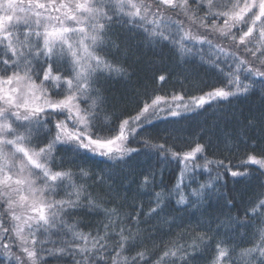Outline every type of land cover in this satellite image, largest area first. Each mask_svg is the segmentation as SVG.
<instances>
[{
    "label": "snow or ice",
    "instance_id": "6c2138e0",
    "mask_svg": "<svg viewBox=\"0 0 264 264\" xmlns=\"http://www.w3.org/2000/svg\"><path fill=\"white\" fill-rule=\"evenodd\" d=\"M185 20L190 26L198 23L197 33L186 28ZM208 20H223V24L209 26ZM137 36L142 38L140 45L149 49L159 46L162 52L169 48L185 64L207 66V71L222 77L223 87L207 92L201 88L202 95L188 97L187 101L185 93L168 98L155 94V88L151 93L145 89L138 100L142 107L135 115L111 124L106 89L97 85L101 78L127 75L123 67L117 66L118 57L123 54L126 60L139 51L140 45L135 50L131 45ZM120 39L123 45L117 43ZM261 69L264 0H0V264H48L47 257L56 261L70 258V264H192L203 258L213 243L211 264H264ZM156 79L167 82L165 75ZM54 95L63 98L53 99ZM257 96L259 115L254 120L245 117V127H259L261 143L253 142L252 152L235 166L245 171H233L224 160L207 159L204 153L211 139L181 153L167 145L172 138L167 128H154L161 113H166L163 119H182L187 114L207 111L213 102L230 105L233 100ZM81 103L86 107L81 108ZM61 116L63 119H55ZM205 133L214 134L202 128L199 135ZM221 139L227 145L230 139L239 137L225 133ZM43 141L47 143L40 146ZM133 142L143 148L129 147ZM257 149L259 154H255ZM60 150L72 153L67 163L75 164V171L57 162L55 153ZM142 150L148 154L154 151L162 168L175 162L179 168L176 183L171 187L165 184L162 172L157 182L156 171L143 169L141 178L132 179L126 187L131 191V185L136 184L135 191L153 196L149 203L155 206L145 212L143 204L134 202L129 205L136 210L134 213H122L128 197L120 193L119 186L134 175L131 167L128 172L121 167L114 174L95 172L84 164L99 157L114 167L128 165ZM198 158L204 163H197ZM253 165L258 175L247 171ZM221 168L237 181L255 176L258 186L246 201L242 199V209L236 196L223 190ZM198 174H207V179L200 182ZM161 186V191H152ZM97 188L103 191H95ZM141 189L148 191L141 193ZM173 195L178 197L174 202ZM114 203L115 207H106ZM234 208L242 212L243 218L223 211ZM210 209H219L226 219L213 216ZM178 211L189 219L198 212L211 217L197 221L196 227L205 231L191 244L169 240L158 245L159 230L155 226L141 227L156 218L171 230ZM74 212L103 219L85 233L80 229L83 220L69 223ZM180 220L183 223L184 217ZM253 227L252 246L237 252L238 244H229V239L235 240L236 236L229 234ZM221 228L228 239L216 240L209 235L219 233ZM245 236V232H239L240 240ZM148 243L152 244L151 250ZM161 247L163 251L158 255ZM136 249L141 250L125 255Z\"/></svg>",
    "mask_w": 264,
    "mask_h": 264
},
{
    "label": "trees",
    "instance_id": "16d2710c",
    "mask_svg": "<svg viewBox=\"0 0 264 264\" xmlns=\"http://www.w3.org/2000/svg\"><path fill=\"white\" fill-rule=\"evenodd\" d=\"M203 15V13H201ZM206 23L211 26L212 23L222 26L223 20H208ZM186 28L191 27L192 32L195 34L198 31V23L194 26H190L188 21L185 20ZM115 31H122L119 28H116ZM211 38V37H210ZM116 39V37H113ZM141 37L137 36L135 40L131 41L133 49L140 45ZM118 44L123 45V40H117ZM227 45V41H223ZM191 47V44H189ZM112 59V57H108ZM119 63L118 67H123L127 73L124 77H118L113 74L111 80L101 78V83L97 85L102 90L106 89L105 94L109 98L108 104V116L109 122L111 124H118L119 120L125 119L129 116H134L135 113L139 110V107L142 105L138 104V100L143 96L145 89L152 92V89L155 88L157 91L155 94L161 96H167L170 98L172 94H181L185 93V101L188 97L200 96L203 93L199 89H203V92H207L214 87H223L222 77L217 78L216 73L212 71H207L205 67H201L199 63H188L185 64L183 58L176 55L171 49L161 48L156 46L153 49H149L146 46L140 45L139 51L135 55L129 57L125 60L123 54L118 57ZM199 61V57L196 58ZM264 70V69H261ZM160 75H165L167 77L166 83H159L157 77ZM187 77V79H185ZM39 83V81H37ZM53 99H62V96H53ZM260 100L259 97H250L246 101L233 100L229 105L216 104L213 102V106L208 108L207 111L200 112L199 114H187L182 119L169 118L163 119L166 116V113H161V119L156 121L154 124L155 129L163 130L167 128L172 133V138L167 141V145L172 147L176 152H185L190 151L195 147L197 143L207 144L209 139H211V146L207 148L204 155L209 160L218 161L224 160L225 164H231L233 171H245L244 167L237 168L235 167L240 163V161L246 159V154L252 152L251 145L253 142L261 143L260 137L262 135L261 129L257 127L256 129H248L245 127L248 119L254 120L255 116L259 115V106ZM81 108L86 107L83 103L80 104ZM223 109V111H221ZM243 113V114H241ZM226 117V119H220V117ZM235 117V119H234ZM55 119H63V117H56ZM239 121V123H237ZM219 125V128H216V125ZM52 127V125H49ZM71 127V124H69ZM211 129L214 133L209 136L205 133L203 136H200L201 129ZM153 131V129H149ZM225 133L231 134L232 137H239V139H230L227 145L224 140L221 139V136ZM247 133V135H245ZM54 134V133H53ZM161 134H164L163 132ZM137 140L140 137L136 138ZM163 141H157V143H162ZM47 141H43L40 146H44ZM245 143H247L248 148H245ZM264 146V144H262ZM129 147L133 148H143L139 143H131ZM260 149L256 150L255 154H259ZM57 162H63V168H71L73 171L76 170L75 164H69L67 161L72 159V153L65 152L63 150L57 151L55 153ZM199 157V154H198ZM227 158V159H226ZM77 163H80V158H75ZM197 163L203 164L204 160L202 158L197 159ZM84 167L89 168L95 172L102 171H111L114 174L118 171L119 168L123 167L125 172L129 171L131 167L134 175L129 176L127 180L123 182V185L119 186L120 193L126 194L128 199L121 208V212H135L136 210L129 207L132 203L143 204L144 211L147 212L150 207L155 205L149 203L153 200V196L142 195L135 191L137 185L132 184L130 191L126 185L132 179H140V173L145 168H151L153 171L157 172V182L162 178L165 184H168L171 187L176 183V176L179 172V168L176 163L173 162L168 164L166 167L162 168V162L158 160L154 151L150 154L145 153L143 150L138 156H134L128 165H117L113 166L112 163L105 162V160L97 157L92 160H88ZM214 168L213 166H210ZM61 170V169H56ZM220 171L224 173L223 181L225 182V188L223 190L230 192L232 195L236 196L238 207L242 209L243 201H246L249 196L252 195L253 190L258 186V182L255 176H251L247 179L234 180L231 176L227 174L226 169L221 168ZM247 171L251 173H256L258 175L257 166H248ZM214 174V172H213ZM197 179L200 182H203L207 179V174L197 175ZM264 179V177H260ZM78 183H84V181H77ZM88 183H91L90 181ZM192 187H196L193 185ZM163 186L153 189L154 192L161 191ZM97 192H102L103 189H95ZM141 193L147 192L148 189H141ZM166 192L167 189H164ZM187 192V189H185ZM61 197H57L59 199ZM173 202L178 199L177 196L173 195L171 197ZM114 204L107 205L106 207H115ZM189 211H195L194 209H189ZM213 216L219 215L220 219H226V217L220 213L219 209H210ZM225 213L231 211L233 216L240 215L241 218L242 212L238 213L237 209H224ZM176 217V223L171 225V230H169V225L158 223L156 218H153L149 221L148 225H141V227L155 226L159 233L156 237V243L162 245V242H167L169 240H179L180 243H189L191 244L195 237L198 234H202L205 229L196 227L198 220H208L211 217L201 216L198 212L196 216L189 219L183 211H178L174 213ZM180 217H184L183 223H181ZM102 216H88L84 212H74L72 217L69 218V223H72L75 220H83L85 224H88L89 227H85V224L80 225V229L87 233L91 227H93L97 222L102 220ZM259 225L257 224L256 227ZM216 225L213 224V228ZM245 232L246 236L244 240H240L239 232ZM225 229L221 228L219 233H209V235H214L216 240L228 239L224 235ZM255 232V227L248 229H238L237 233H230L229 236L235 235L236 239H229V244H238L237 252L242 249H246L252 246V233ZM183 235V239L180 237ZM52 239H57V237H52ZM258 239V237H256ZM51 247V245H49ZM148 249L151 250L152 244H147ZM215 244L213 243L208 250L205 251L203 258H197L196 261L192 264H211L212 256L215 255ZM141 249H136L131 253H126L125 255H134L135 251ZM16 251V249H13ZM163 251L161 247L157 254ZM48 264H70V258H66L61 261H56L51 257H47ZM155 259V257L153 258ZM7 264V262H4ZM239 264V262H238Z\"/></svg>",
    "mask_w": 264,
    "mask_h": 264
}]
</instances>
